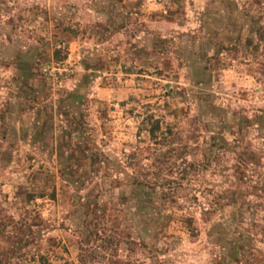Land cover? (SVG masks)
<instances>
[{
  "label": "rangeland",
  "instance_id": "obj_1",
  "mask_svg": "<svg viewBox=\"0 0 264 264\" xmlns=\"http://www.w3.org/2000/svg\"><path fill=\"white\" fill-rule=\"evenodd\" d=\"M0 264H264V0H0Z\"/></svg>",
  "mask_w": 264,
  "mask_h": 264
},
{
  "label": "trees",
  "instance_id": "obj_2",
  "mask_svg": "<svg viewBox=\"0 0 264 264\" xmlns=\"http://www.w3.org/2000/svg\"><path fill=\"white\" fill-rule=\"evenodd\" d=\"M0 257H1V254H0ZM42 264H43V261H42Z\"/></svg>",
  "mask_w": 264,
  "mask_h": 264
}]
</instances>
